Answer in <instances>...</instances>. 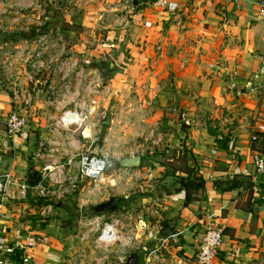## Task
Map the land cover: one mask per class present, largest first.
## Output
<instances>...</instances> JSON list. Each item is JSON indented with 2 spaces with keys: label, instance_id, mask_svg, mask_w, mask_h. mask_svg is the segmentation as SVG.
Here are the masks:
<instances>
[{
  "label": "crops",
  "instance_id": "crops-1",
  "mask_svg": "<svg viewBox=\"0 0 264 264\" xmlns=\"http://www.w3.org/2000/svg\"><path fill=\"white\" fill-rule=\"evenodd\" d=\"M102 1L81 5L51 0L46 5L57 12L49 26L78 59L93 61L92 46L102 35L103 42H112L110 47L117 42L118 52L104 58L110 78L132 74L138 78V88L147 87L157 115L179 112L189 149L185 160L203 179V189L184 207V191H175L180 187L176 175L184 176L183 170L167 176L168 188L156 211L161 227L166 223L174 234L162 243L194 257L203 230L200 219L210 213L224 230L216 264H264V174H254L251 165L253 151L264 155V26L257 16L259 0H171L178 6L175 15L144 12L105 31L97 24ZM149 1L153 0H129L122 5V16ZM145 21L151 26L144 27ZM122 87L117 95L124 93ZM2 93L0 114L15 108L11 95ZM42 102L43 98L35 100L36 106ZM39 126L32 123V135L24 145L5 155L20 181L25 180L31 144L44 129ZM252 135L257 141L250 145ZM85 183L89 182L82 178L78 185ZM8 206L0 218V240L11 242L19 236L28 241L35 233L41 243L30 252L29 264H67L66 250L49 235L50 227L43 233L32 231L21 206ZM140 257L136 255L135 264Z\"/></svg>",
  "mask_w": 264,
  "mask_h": 264
},
{
  "label": "built area",
  "instance_id": "built-area-1",
  "mask_svg": "<svg viewBox=\"0 0 264 264\" xmlns=\"http://www.w3.org/2000/svg\"><path fill=\"white\" fill-rule=\"evenodd\" d=\"M74 1L89 4L99 0H71ZM48 2L51 0H0V33L29 35L23 42L9 43L0 53L1 78L15 106L14 110L0 114V218L10 202L23 203L28 194L33 201H38L35 198L48 196L50 187L61 190L66 178L72 189L82 178L95 183L102 180L109 169L108 156L103 150L109 138H103L97 149L95 143L99 112L109 105L110 90L99 80V75L92 76L88 58H76L63 38L52 33ZM128 2L103 0L97 18L99 28L103 31L120 28L128 24L132 15L142 17L144 12L171 16L178 11L177 4L171 0H153L139 4L136 12L132 9L122 16V5ZM257 16L264 26V0L258 1ZM143 26L148 28L151 23L145 21ZM103 39L102 35L100 43L105 47ZM33 94L44 97L43 105L36 106ZM96 94L98 97L94 96ZM142 106L138 105L139 113L143 111ZM147 106H151L150 103ZM32 123L44 129L36 138L34 151L28 153V162L37 168L38 176L36 184L28 185L24 179L19 181L14 176L12 163L6 165L4 158L29 139ZM256 141V135H252L249 144ZM251 165L254 174H264V155L253 151ZM71 170L74 171L72 176L69 175ZM120 170L123 176L129 174L126 169ZM200 222L203 230L198 251L194 257L180 258L181 264L217 263L224 230L210 213L203 214ZM156 235L157 231L150 233L152 238ZM29 238L28 241H22L19 236L11 242L0 240V264H29L30 252L41 243L35 233ZM118 239L114 226L105 223L97 241L108 245ZM126 257L130 255H122L119 260L122 262Z\"/></svg>",
  "mask_w": 264,
  "mask_h": 264
},
{
  "label": "rangeland",
  "instance_id": "rangeland-1",
  "mask_svg": "<svg viewBox=\"0 0 264 264\" xmlns=\"http://www.w3.org/2000/svg\"><path fill=\"white\" fill-rule=\"evenodd\" d=\"M62 3L60 5L64 6ZM50 10L49 16L53 18L56 16L53 13L57 10ZM22 37L23 34L0 33V53L9 42H23ZM104 43L107 48L100 42L92 46L96 50V57H93V61H87L92 76L99 75V80L108 85L110 90L109 105L100 109L99 122L106 113H110L112 123L111 126L104 127L97 122L95 147L98 148L101 140L108 137L109 141L104 143L103 150L110 163L140 155V166L125 176L121 174L123 171L120 168L112 166L105 172L102 180L85 183L83 187L77 185L75 189L69 187L66 178L61 190L50 187L45 198H35L38 201H33L28 194L25 202H10L7 205H10L9 208L14 207L13 205L27 206L22 208L26 214L23 211L21 213L24 217L26 215L29 220L27 224L32 231L43 233L50 227L49 235L56 236L66 250L67 264H132L129 257L122 262L119 258L122 255L131 257L137 254L141 255L139 264H181L182 253L168 242L162 243L150 237V233L161 230V220L156 208L160 205L161 193L169 184L167 182L170 178L167 176L173 175L174 170L184 171L188 166L185 160L189 152L184 142L186 130L178 121L179 112L163 111L161 115H157L152 106H147L153 99L148 96L147 87L138 88L136 76L129 74L125 78H110L104 58L106 54L118 52L115 46L117 42L111 47L109 43L112 42ZM1 64L2 60L0 92L9 95L1 78ZM148 81L145 80L147 83ZM119 87L124 90L122 95H117ZM101 89L100 86L99 95ZM94 96L98 97V94ZM40 98L44 97L33 94V102ZM138 105L144 107L140 113L137 111ZM168 119L171 123H168ZM35 145L36 141L31 144L29 152L34 151ZM4 161L6 165L10 163L6 158ZM188 161L191 162V159L188 158ZM189 165L192 166V163ZM176 177L179 179V175ZM113 198H119L115 210L101 209L102 204ZM41 212L44 214L41 215ZM105 223L112 224L117 231L119 239L114 244L106 245L97 241Z\"/></svg>",
  "mask_w": 264,
  "mask_h": 264
},
{
  "label": "water",
  "instance_id": "water-1",
  "mask_svg": "<svg viewBox=\"0 0 264 264\" xmlns=\"http://www.w3.org/2000/svg\"><path fill=\"white\" fill-rule=\"evenodd\" d=\"M28 37L29 35L22 37V39H27ZM110 122H111V114L106 113L104 118L100 122V124L104 127H109ZM94 153L96 154V151ZM140 164H141V156L136 155L134 157H125V158L116 160L115 163L109 162L108 168L115 166V167L122 168V169H134V168H138ZM24 176H25V182L28 185H34L36 184L38 180L37 171L33 168V166L30 163L27 166V170ZM118 202H119V198H113L110 201L106 202V204H102L101 209L103 208L109 209L106 206L112 205L113 207L111 208V210H115V206ZM173 234H174L173 230L169 228L166 223H163L161 230L157 233V235L155 236V239L159 241H163L171 237ZM128 260L130 263H133V264H135L137 261L135 255H132Z\"/></svg>",
  "mask_w": 264,
  "mask_h": 264
},
{
  "label": "trees",
  "instance_id": "trees-1",
  "mask_svg": "<svg viewBox=\"0 0 264 264\" xmlns=\"http://www.w3.org/2000/svg\"><path fill=\"white\" fill-rule=\"evenodd\" d=\"M188 167L183 171L184 176L179 177L178 183L180 187L175 190L176 192L180 190L184 191V207H187L188 204L194 199V193L203 189V179L197 176L191 168L188 169ZM176 172L178 171L174 170V173L172 174H175Z\"/></svg>",
  "mask_w": 264,
  "mask_h": 264
},
{
  "label": "flooded vegetation",
  "instance_id": "flooded-vegetation-1",
  "mask_svg": "<svg viewBox=\"0 0 264 264\" xmlns=\"http://www.w3.org/2000/svg\"><path fill=\"white\" fill-rule=\"evenodd\" d=\"M119 202L116 204L115 208L118 206ZM107 208L111 209L113 206L112 205H107Z\"/></svg>",
  "mask_w": 264,
  "mask_h": 264
}]
</instances>
